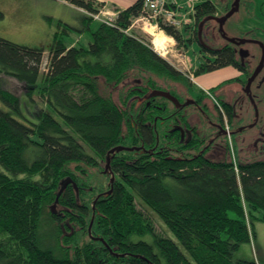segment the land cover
I'll return each instance as SVG.
<instances>
[{"label":"trees","instance_id":"16d2710c","mask_svg":"<svg viewBox=\"0 0 264 264\" xmlns=\"http://www.w3.org/2000/svg\"><path fill=\"white\" fill-rule=\"evenodd\" d=\"M65 1L90 14L104 6ZM142 1L94 30L85 14L87 46L69 39L81 28L58 20L43 69L42 47L0 38V264H257L234 252L250 242L254 222H264V159L239 161L228 145L227 159L212 158L203 125L213 126V115L225 130L232 105L213 95L219 85L196 87L130 31L147 16ZM231 3L201 0L188 16L192 26L180 30L157 22L178 47L200 46L194 77L227 66L247 75L234 45L200 37L204 21ZM191 28L193 38L184 39ZM118 147L127 149L109 153ZM137 202L176 241L156 232Z\"/></svg>","mask_w":264,"mask_h":264},{"label":"rangeland","instance_id":"374dc122","mask_svg":"<svg viewBox=\"0 0 264 264\" xmlns=\"http://www.w3.org/2000/svg\"><path fill=\"white\" fill-rule=\"evenodd\" d=\"M43 0H0V11L3 16L0 17V38L7 39L13 43L27 46H37L44 49L42 68L47 61L49 49L52 44V36L56 29L58 18L52 16L48 8L42 3ZM180 5L178 21L181 22L178 30L184 24L192 26L193 21L188 16L193 11V6L201 0H196L193 3L187 0H176ZM225 2V0H219ZM232 3L234 0H230ZM264 3V0H261ZM231 3V4H232ZM54 9V8H53ZM52 9V10H53ZM259 7L256 10H250L247 0H241L239 9L233 13L223 26L225 35L228 38L250 39L256 38L264 42V17L259 13ZM84 11V10H83ZM54 12V11H53ZM117 12V11H116ZM108 12L101 7L96 13V17L90 22V28L95 29L96 22L108 21L111 23L117 13ZM86 15L88 13L84 11ZM221 10L215 14L216 19L223 16ZM259 16V18H255ZM209 18L204 21L203 31L200 37L204 40H209L208 43L212 47L221 46L225 40L218 34V20ZM73 20L82 27L79 18L73 17ZM164 22L162 19L156 21H146L143 17L134 19L130 31L144 36L152 45L154 51L171 64L176 70L188 76L196 87L207 92L210 85L215 86L221 84L213 95L217 98H222L227 103L232 105V115L230 117L229 127L225 123V130H220L219 122L211 116L213 126H209V122H205L202 131L204 134H210L212 139L210 146L213 159H227L226 148L230 149L233 156L242 162H252L264 159V59L262 54L261 44L256 45L252 42H244L240 48L248 52L245 58L247 64V75L242 73L239 75L238 81L225 83L227 79L232 78L231 75L236 74L237 70L227 66L216 71L204 73L194 78L192 71L203 61V56L199 52L200 46L197 43H192L187 48H180L176 42L166 36L158 27L157 22ZM192 29L183 34V38H191ZM161 37V46L154 47V37ZM90 30L85 29L78 34H71L69 37L72 42H80L81 45L87 46L90 41ZM193 38V37H192ZM208 44V45H209ZM209 46V47H210ZM263 62V63H262ZM253 77V79H252ZM225 79V81L223 80ZM223 80V82H222ZM250 80V81H249ZM3 84L9 89L15 90L17 93L21 88L13 79L1 77ZM221 82V83H220ZM247 82H249L248 90H246ZM225 83V84H224ZM209 100H212L208 96ZM228 128V129H227ZM209 140L207 141V144ZM204 147V145L202 146ZM103 188L106 187L107 181L105 177L100 179ZM137 208L146 215L155 227L156 232L168 236L176 241V238L168 230L166 225L148 208L137 202ZM264 222H254L252 226L253 235L250 242L239 245L234 252V257L255 260L257 264H264ZM167 232H166V231Z\"/></svg>","mask_w":264,"mask_h":264},{"label":"crops","instance_id":"0c3cea01","mask_svg":"<svg viewBox=\"0 0 264 264\" xmlns=\"http://www.w3.org/2000/svg\"><path fill=\"white\" fill-rule=\"evenodd\" d=\"M136 0H94L96 3H102L103 9L108 10V12L115 13L116 10H123L128 6L132 5ZM42 3L45 5L46 13H50L52 16H56L58 20L72 26L73 28H78L79 25L73 20V17L79 18L81 24L83 23V19L85 13L82 9L77 8L65 0H43ZM54 8V9H53ZM53 9V10H52ZM54 11V12H53ZM117 13V12H116ZM240 75L239 71L236 74L231 75L232 78H236ZM195 78V77H194ZM230 78V79H232ZM225 81V79H223ZM222 80V82H223ZM229 80V79H227ZM221 83V82H220ZM219 85V83H218ZM217 86V84L215 85ZM214 87L213 85L209 88ZM264 231V229H262Z\"/></svg>","mask_w":264,"mask_h":264},{"label":"built area","instance_id":"2783aa9c","mask_svg":"<svg viewBox=\"0 0 264 264\" xmlns=\"http://www.w3.org/2000/svg\"><path fill=\"white\" fill-rule=\"evenodd\" d=\"M193 3L196 0H187ZM180 5L176 0H143L142 8L147 13V16L143 17L146 21H156V19H162L164 22L177 27L181 25L178 21ZM88 16L94 18L96 14L88 13ZM138 19V18H137ZM106 24H111L105 21Z\"/></svg>","mask_w":264,"mask_h":264},{"label":"water","instance_id":"95a60500","mask_svg":"<svg viewBox=\"0 0 264 264\" xmlns=\"http://www.w3.org/2000/svg\"><path fill=\"white\" fill-rule=\"evenodd\" d=\"M239 9V0H234V2L231 4V7L229 9L228 12H226L223 16H221L219 19L217 18L216 20H218V32L221 36V38H223L225 40V42L227 43H230L232 45H234L235 47L236 46H239V45H242L244 42H246V40L244 39H239V38H228L225 33H224V30H223V26L225 25L226 21L232 16L233 13L237 12ZM237 48V47H236ZM262 54H263V59H264V49L262 47ZM238 55L239 57L245 61V58L248 56V52L246 50H244L243 48H239L238 49ZM263 63V62H262ZM253 79V77H252ZM250 81V80H249ZM249 82H247V86H246V90H248V87H249ZM157 94L158 95H162L164 97H167L168 99L172 100L173 102H177L176 99L171 96L169 93H166V92H159L157 91ZM156 94V95H157ZM123 149H127V148H124V147H118V148H115L113 150H110L109 153L112 154L114 153V151L118 152L120 150H123ZM108 167H109V160H107L106 162V165H105V171L108 170ZM71 181L70 180H67L66 182L63 183V186H66L68 183H70ZM113 182V177L111 176L110 177V180H109V183H112ZM95 203V202H94ZM51 210L53 211L54 210V205L51 207ZM91 223L89 224L88 228H87V231H88V235L90 236V229H91ZM71 234V233H70ZM68 234V235H70ZM92 239H96V240H99L101 242H103L102 239H99V238H93L91 237ZM110 251V250H109Z\"/></svg>","mask_w":264,"mask_h":264},{"label":"flooded vegetation","instance_id":"af4514ba","mask_svg":"<svg viewBox=\"0 0 264 264\" xmlns=\"http://www.w3.org/2000/svg\"><path fill=\"white\" fill-rule=\"evenodd\" d=\"M240 3H241V0H239V6H240ZM247 4H248V6H249V9L250 10H256V13H257V6L259 7V13H260V15H262V18L264 17V3H263V1H261V0H247ZM255 18H259V19H261L259 16L257 17V15H256V17ZM244 40H246V41H248V42H252V43H255L256 45H259V43L261 44V48L263 47V49H264V42L263 41H260L259 39H256V38H252V40H250V39H244ZM237 47V52H238V49L241 47V45H239V46H236ZM243 61V60H242ZM243 67L245 68V69H247V64H246V62L245 61H243ZM247 72V71H246ZM240 73V75H242V73H244V72H239ZM238 77H240V76H238ZM238 77H236V78H238ZM234 82V81H233ZM222 84V83H221ZM221 84H219L220 86H222ZM218 86V85H217ZM220 86H218V88L220 87ZM159 92H161V91H159ZM156 94H157V92H156ZM158 95V94H157ZM162 96V95H161ZM172 96V95H171ZM164 97V96H163ZM167 98V97H166ZM221 100H223L222 98H220ZM170 100V99H169ZM171 102H173L172 100H170ZM205 101V100H204ZM212 101H213V103L215 102L214 101V99L212 98ZM225 101V100H224ZM226 102V101H225ZM173 103H175V102H173ZM178 102H176L175 104H177ZM207 103V102H206ZM208 104H209V106H211V110L213 109L212 108V106H213V104L212 103H210V102H208ZM215 109H213V111H214ZM215 113H216V111H215ZM175 129H179V131L181 132L180 134H181V139H185V137H186V135H188L187 134V132L186 131H184V130H182L180 127H177V128H175Z\"/></svg>","mask_w":264,"mask_h":264},{"label":"bare ground","instance_id":"6f19581e","mask_svg":"<svg viewBox=\"0 0 264 264\" xmlns=\"http://www.w3.org/2000/svg\"><path fill=\"white\" fill-rule=\"evenodd\" d=\"M154 37V36H153ZM154 47H160L161 46V37H154L153 39Z\"/></svg>","mask_w":264,"mask_h":264}]
</instances>
